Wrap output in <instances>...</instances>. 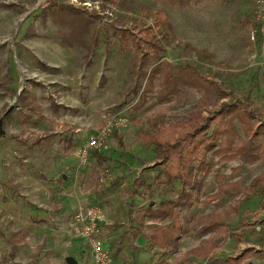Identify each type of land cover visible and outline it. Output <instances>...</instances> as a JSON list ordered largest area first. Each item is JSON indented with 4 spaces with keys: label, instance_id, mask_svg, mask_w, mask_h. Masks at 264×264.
I'll return each mask as SVG.
<instances>
[{
    "label": "rangeland",
    "instance_id": "1",
    "mask_svg": "<svg viewBox=\"0 0 264 264\" xmlns=\"http://www.w3.org/2000/svg\"><path fill=\"white\" fill-rule=\"evenodd\" d=\"M52 1L0 0V122L5 120L0 138V264H67L69 258L92 264L90 243L75 238L72 221L66 220L79 207L100 208L110 223L106 240L114 264H264V181L248 192L264 173V157L252 164L218 163L201 193L194 194L192 207L180 208L185 232L177 249L151 245L153 222L143 220V211L176 199L181 191L178 183H167L162 167L156 166L154 148L142 134H153L160 122L184 120L203 92L182 86L183 100L158 103L156 81L148 104L135 110L137 98L129 88L137 85L142 91L148 83L134 80V54L112 37L116 29L154 23V11H161L173 26L162 38L163 63L173 72L197 68L226 96L211 94L205 116L224 103L243 104L247 97L264 109V45L250 38L253 0H192L184 6L168 0H57L100 17L94 24L99 46L90 59L86 50L62 44L59 26L43 19L42 9ZM23 90L36 94L43 118L25 121L17 103ZM54 104L75 112L57 110ZM120 119L114 130L123 147L112 132L105 148L96 151L106 158L103 164L98 165L94 153L84 162L79 151L100 136L107 122ZM70 139L73 147L66 152ZM224 183L237 188L225 187L221 199L207 204ZM209 216L224 230L201 234L199 221ZM170 222L167 218L159 225ZM210 239L219 246L211 259L186 257Z\"/></svg>",
    "mask_w": 264,
    "mask_h": 264
},
{
    "label": "trees",
    "instance_id": "2",
    "mask_svg": "<svg viewBox=\"0 0 264 264\" xmlns=\"http://www.w3.org/2000/svg\"><path fill=\"white\" fill-rule=\"evenodd\" d=\"M109 2L111 0H104ZM181 6L189 4L192 0H168ZM154 23L146 24L141 29H116L112 37L125 45L133 54L134 80L145 79L148 86L141 91V87L133 85L129 88V94L136 99L135 110L144 108L151 94L154 92L155 82L158 81L160 94L158 103L168 102L177 97L183 100L185 92L181 89L192 87L203 92L202 99L196 108L192 109L188 116L174 123L160 122L153 134H142L143 141L154 148V154L159 160L156 166L162 167V175L167 183L175 182L180 185V195L171 201L161 202L157 207L150 205L143 211V218L149 217L155 222L149 231V241L152 246L159 248L171 247L176 249L177 243L185 232L183 217L180 212L182 205L192 207L194 194H200L204 187V180L219 163H229L240 160L244 164H252L264 157V109H257L250 97L245 103H224L208 112L203 113V107L211 94H220L226 97L223 91L213 81L207 80L198 72L197 68L185 66L182 71L173 72L169 64L163 63L166 49L162 38H166L173 31L172 24L161 11H154ZM44 20L50 18L59 26V40L62 44L77 49L86 50V59L95 53L99 42L95 23L100 17L90 15L70 5H59L54 0L42 9ZM158 29V31H156ZM135 30H138L136 33ZM204 56H208L204 52ZM90 62V60H89ZM105 78H102V83ZM20 114L25 115L26 120H34L36 116L43 118L41 106L35 93L23 90L17 98ZM55 109L70 110L65 106L53 105ZM15 107V108H18ZM74 111L75 110H70ZM11 115V114H10ZM9 115V116H10ZM8 116V117H9ZM162 115L156 116L158 121ZM5 127V120L0 122L1 129ZM113 135L123 147V138L114 130ZM40 141L36 142L39 145ZM72 146V140L65 145V150ZM97 163L103 164L106 160L101 154L95 153ZM222 175H218L221 180ZM264 181V173L256 177L248 188V192L257 190L259 183ZM235 185L222 184L218 193L213 195L209 202L221 199L225 193V187ZM171 219L169 225H159V221ZM212 217H203L199 221L200 233L208 234L212 231H223L222 223L213 222ZM218 245L214 239L202 243L186 256L197 259H211L217 251Z\"/></svg>",
    "mask_w": 264,
    "mask_h": 264
},
{
    "label": "built area",
    "instance_id": "3",
    "mask_svg": "<svg viewBox=\"0 0 264 264\" xmlns=\"http://www.w3.org/2000/svg\"><path fill=\"white\" fill-rule=\"evenodd\" d=\"M255 13L251 29V41L264 45V0H253ZM119 121V123L117 122ZM122 119L107 122L100 136L89 141L79 151V157L86 162L88 155L104 147L105 139L121 125ZM105 148V147H104ZM71 234L75 238L87 240L92 247V264H114L113 253L102 238V228L106 224L105 216L98 207H79L72 215Z\"/></svg>",
    "mask_w": 264,
    "mask_h": 264
},
{
    "label": "crops",
    "instance_id": "4",
    "mask_svg": "<svg viewBox=\"0 0 264 264\" xmlns=\"http://www.w3.org/2000/svg\"><path fill=\"white\" fill-rule=\"evenodd\" d=\"M61 106V105H60ZM70 140H72V146L67 150V152H69L70 151V149L73 147V139H70ZM69 140V141H70ZM68 142V141H67ZM67 142H65V145H66V143ZM66 151V150H65ZM91 153H97L96 151H93V152H91ZM99 165V164H98ZM74 211L75 210H73L72 212H70L69 214H68V216H67V218H66V220H67V222L69 221L70 222V220L72 219V215H73V213H74ZM143 220H146V218H143ZM68 222V223H69ZM153 222V226H154V224H155V222L154 221H152ZM144 226V225H143ZM142 226V227H143ZM110 229H111V225H110V223L107 221V223L105 224V225H103V228H102V236H103V239L105 240V242H106V245H108V243H107V240H106V235L108 234L109 235V233L111 232L110 231ZM150 231V230H149ZM149 231H148V239H149ZM66 232V231H65ZM65 235V234H64ZM67 235V234H66ZM65 235V236H66ZM107 235V236H108ZM15 236L17 237V238H20L21 237V235H20V233H15ZM10 238H13V236L12 237H10ZM152 245V244H151ZM177 246H178V243H177ZM201 246V245H200ZM108 247H110L109 245H108ZM154 247H156V246H154ZM219 247V246H218ZM157 249H160V250H162V251H165V250H167V249H169V248H171V247H168V248H159V247H156ZM196 248V247H195ZM176 249H177V247H176ZM192 249H194V248H192ZM192 249H190L189 251H191ZM218 249V248H217ZM142 252V255H140V256H142V258H145L144 260H147V257H143V255H145L144 253V250H141ZM189 251H187L186 252V254L189 252ZM114 251H112V253H113ZM118 254L120 253V251H118L117 252ZM147 256V255H146ZM187 257V256H186ZM187 258H189V257H187ZM191 258H194V257H191ZM197 259V258H196ZM199 260H203V259H199Z\"/></svg>",
    "mask_w": 264,
    "mask_h": 264
},
{
    "label": "water",
    "instance_id": "5",
    "mask_svg": "<svg viewBox=\"0 0 264 264\" xmlns=\"http://www.w3.org/2000/svg\"><path fill=\"white\" fill-rule=\"evenodd\" d=\"M66 263L67 264H78V262L75 259H73V258L67 259Z\"/></svg>",
    "mask_w": 264,
    "mask_h": 264
}]
</instances>
